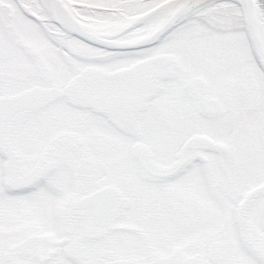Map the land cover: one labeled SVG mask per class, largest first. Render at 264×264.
<instances>
[{
	"label": "snow or ice",
	"instance_id": "6c2138e0",
	"mask_svg": "<svg viewBox=\"0 0 264 264\" xmlns=\"http://www.w3.org/2000/svg\"><path fill=\"white\" fill-rule=\"evenodd\" d=\"M0 264H264V0H0Z\"/></svg>",
	"mask_w": 264,
	"mask_h": 264
}]
</instances>
